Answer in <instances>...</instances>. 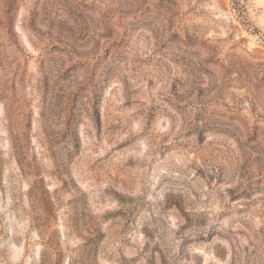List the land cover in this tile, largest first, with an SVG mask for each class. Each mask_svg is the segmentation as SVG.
I'll use <instances>...</instances> for the list:
<instances>
[{"label": "rangeland", "instance_id": "1", "mask_svg": "<svg viewBox=\"0 0 264 264\" xmlns=\"http://www.w3.org/2000/svg\"><path fill=\"white\" fill-rule=\"evenodd\" d=\"M0 264H264V0H0Z\"/></svg>", "mask_w": 264, "mask_h": 264}]
</instances>
